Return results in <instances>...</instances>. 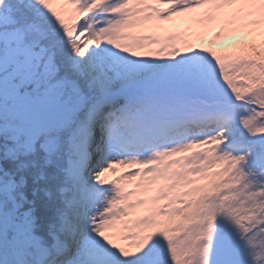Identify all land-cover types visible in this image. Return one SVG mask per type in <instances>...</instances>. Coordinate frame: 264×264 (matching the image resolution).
Masks as SVG:
<instances>
[{
	"label": "snow or ice",
	"instance_id": "obj_1",
	"mask_svg": "<svg viewBox=\"0 0 264 264\" xmlns=\"http://www.w3.org/2000/svg\"><path fill=\"white\" fill-rule=\"evenodd\" d=\"M0 264H264V0H0Z\"/></svg>",
	"mask_w": 264,
	"mask_h": 264
},
{
	"label": "rangeland",
	"instance_id": "obj_2",
	"mask_svg": "<svg viewBox=\"0 0 264 264\" xmlns=\"http://www.w3.org/2000/svg\"><path fill=\"white\" fill-rule=\"evenodd\" d=\"M182 25H183V21L179 18L172 22H169V27H172V28H179V27H182Z\"/></svg>",
	"mask_w": 264,
	"mask_h": 264
},
{
	"label": "trees",
	"instance_id": "obj_3",
	"mask_svg": "<svg viewBox=\"0 0 264 264\" xmlns=\"http://www.w3.org/2000/svg\"><path fill=\"white\" fill-rule=\"evenodd\" d=\"M207 41V38H205V42Z\"/></svg>",
	"mask_w": 264,
	"mask_h": 264
}]
</instances>
